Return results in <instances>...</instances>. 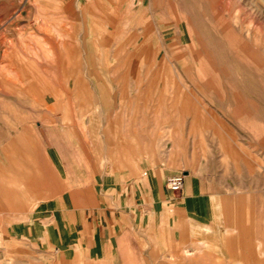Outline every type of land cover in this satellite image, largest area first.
<instances>
[{"label":"crops","instance_id":"obj_1","mask_svg":"<svg viewBox=\"0 0 264 264\" xmlns=\"http://www.w3.org/2000/svg\"><path fill=\"white\" fill-rule=\"evenodd\" d=\"M151 5H69L81 13L70 26L85 29L77 42L71 36L75 51L57 58L46 75L31 71L26 81H11L30 94L8 98V106L31 118L19 131L0 133V264H264L263 198L197 169H182L183 187L171 191L167 182L176 171L136 145L149 136L136 133L135 118L119 110L129 106L125 101L111 99L137 90L127 87L129 67L87 47L108 43L124 25L122 14ZM40 90L49 117L43 122ZM136 102L131 106L150 108ZM138 120L149 129L148 115Z\"/></svg>","mask_w":264,"mask_h":264},{"label":"rangeland","instance_id":"obj_2","mask_svg":"<svg viewBox=\"0 0 264 264\" xmlns=\"http://www.w3.org/2000/svg\"><path fill=\"white\" fill-rule=\"evenodd\" d=\"M77 3L0 0V133L10 135L30 123V113L8 106L15 95L30 94L11 81L29 79L31 71L46 75L57 58L68 59L78 46L73 41L85 29L70 26L81 13L69 8ZM151 4L150 11L122 14L124 25L112 31L108 43L87 46L120 57L119 67L126 62L130 69L127 87L134 84L137 90L111 93V99L125 101L129 106L119 110L135 118L136 133L149 136L136 145L148 147L150 158L177 175L197 169L231 179L239 190L261 196L264 206V0ZM41 90L38 118L43 122L49 117L43 115ZM138 99L150 108L131 106ZM142 115L149 116L148 130H142Z\"/></svg>","mask_w":264,"mask_h":264},{"label":"built area","instance_id":"obj_3","mask_svg":"<svg viewBox=\"0 0 264 264\" xmlns=\"http://www.w3.org/2000/svg\"><path fill=\"white\" fill-rule=\"evenodd\" d=\"M183 184H184V174H180L171 177L167 182V187L171 191L177 192L182 189Z\"/></svg>","mask_w":264,"mask_h":264},{"label":"bare ground","instance_id":"obj_4","mask_svg":"<svg viewBox=\"0 0 264 264\" xmlns=\"http://www.w3.org/2000/svg\"><path fill=\"white\" fill-rule=\"evenodd\" d=\"M203 21V20H202Z\"/></svg>","mask_w":264,"mask_h":264}]
</instances>
